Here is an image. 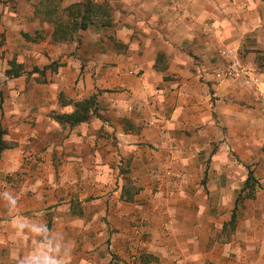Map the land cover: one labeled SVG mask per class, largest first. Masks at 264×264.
Listing matches in <instances>:
<instances>
[{
    "label": "crops",
    "instance_id": "obj_1",
    "mask_svg": "<svg viewBox=\"0 0 264 264\" xmlns=\"http://www.w3.org/2000/svg\"><path fill=\"white\" fill-rule=\"evenodd\" d=\"M96 1L113 25L54 43L0 0V264H264V99L217 76L233 50L264 92V0Z\"/></svg>",
    "mask_w": 264,
    "mask_h": 264
},
{
    "label": "trees",
    "instance_id": "obj_2",
    "mask_svg": "<svg viewBox=\"0 0 264 264\" xmlns=\"http://www.w3.org/2000/svg\"><path fill=\"white\" fill-rule=\"evenodd\" d=\"M17 2L19 0H7ZM33 1L34 13L42 21L51 23L53 31L51 41L54 43L70 42L78 38L81 29L88 28L93 23H100L104 26L113 25L112 7L109 2H97L96 0H82L72 3L68 6L63 5V0H30ZM1 21V14H0ZM44 69H36L45 71ZM23 65L16 63L7 70V73L18 76L23 71ZM96 97L93 95L90 98L79 100L75 102L76 109L72 113L58 114L56 118L62 124H69L74 126L78 123L89 120L93 116V110ZM4 130L0 129V152L11 146L8 142L4 141L2 136ZM257 179L252 170L245 181V186L237 197V205L246 197L255 195V187ZM237 208L233 212L230 224L234 226L237 218Z\"/></svg>",
    "mask_w": 264,
    "mask_h": 264
},
{
    "label": "built area",
    "instance_id": "obj_3",
    "mask_svg": "<svg viewBox=\"0 0 264 264\" xmlns=\"http://www.w3.org/2000/svg\"><path fill=\"white\" fill-rule=\"evenodd\" d=\"M225 54L227 57L226 64L218 69L217 76L240 79L246 86L259 91L264 99V92L261 89L262 81L256 69L243 63L240 56L233 50L227 49Z\"/></svg>",
    "mask_w": 264,
    "mask_h": 264
},
{
    "label": "rangeland",
    "instance_id": "obj_4",
    "mask_svg": "<svg viewBox=\"0 0 264 264\" xmlns=\"http://www.w3.org/2000/svg\"><path fill=\"white\" fill-rule=\"evenodd\" d=\"M37 68L40 69L38 66H35V70H36ZM36 71H37L38 74L40 75V76H37V79H36L37 82H42V80H43V76H44V75H43L44 72H42L41 70H36Z\"/></svg>",
    "mask_w": 264,
    "mask_h": 264
}]
</instances>
